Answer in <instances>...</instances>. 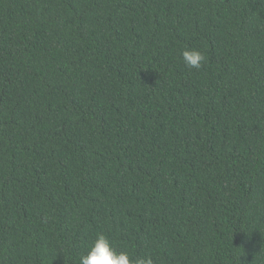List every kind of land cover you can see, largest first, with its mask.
I'll return each instance as SVG.
<instances>
[{"label": "trees", "instance_id": "1", "mask_svg": "<svg viewBox=\"0 0 264 264\" xmlns=\"http://www.w3.org/2000/svg\"><path fill=\"white\" fill-rule=\"evenodd\" d=\"M97 234L264 264V0H0V264Z\"/></svg>", "mask_w": 264, "mask_h": 264}, {"label": "clouds", "instance_id": "2", "mask_svg": "<svg viewBox=\"0 0 264 264\" xmlns=\"http://www.w3.org/2000/svg\"><path fill=\"white\" fill-rule=\"evenodd\" d=\"M186 67L199 69L206 60L205 54L197 48H186L182 52ZM80 264H132V258L126 251H117L111 240L104 234L97 236L90 243L85 254L79 257ZM135 264H154L151 255L140 256Z\"/></svg>", "mask_w": 264, "mask_h": 264}]
</instances>
